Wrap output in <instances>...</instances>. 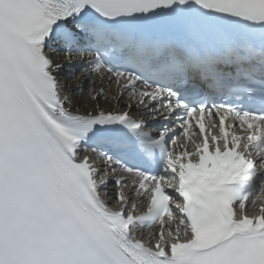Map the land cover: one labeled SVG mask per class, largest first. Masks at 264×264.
<instances>
[{
	"label": "snow or ice",
	"instance_id": "1",
	"mask_svg": "<svg viewBox=\"0 0 264 264\" xmlns=\"http://www.w3.org/2000/svg\"><path fill=\"white\" fill-rule=\"evenodd\" d=\"M0 264H264V0H0Z\"/></svg>",
	"mask_w": 264,
	"mask_h": 264
}]
</instances>
